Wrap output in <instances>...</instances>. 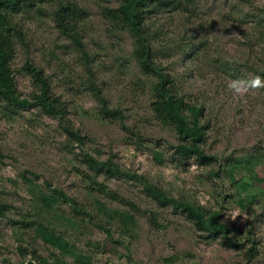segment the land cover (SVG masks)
Here are the masks:
<instances>
[{
    "label": "rangeland",
    "instance_id": "obj_1",
    "mask_svg": "<svg viewBox=\"0 0 264 264\" xmlns=\"http://www.w3.org/2000/svg\"><path fill=\"white\" fill-rule=\"evenodd\" d=\"M141 1L151 10L144 29L155 63L177 96L202 107L198 145L216 160L184 155L179 145L190 138L153 110L157 80L140 69L136 38L118 25L121 0H36L6 12L21 33L12 35L10 67L26 106L0 100V203L8 205L0 264H264V79L245 66L264 62L251 19L264 15V0H180L177 9ZM60 6L76 11L71 30L56 23ZM26 63L42 70L58 114L35 104L40 88ZM94 87L121 116L101 115ZM182 112L192 125V112ZM83 153L123 174L95 176ZM148 186L172 203L158 205ZM215 214L222 229L210 234Z\"/></svg>",
    "mask_w": 264,
    "mask_h": 264
},
{
    "label": "trees",
    "instance_id": "obj_2",
    "mask_svg": "<svg viewBox=\"0 0 264 264\" xmlns=\"http://www.w3.org/2000/svg\"><path fill=\"white\" fill-rule=\"evenodd\" d=\"M246 1L250 3L249 0H237ZM36 0H0V100L6 103V106L10 107H24L26 106L25 100H20L16 94L12 71L10 67L11 60L14 57V45L12 43V35L18 36V39H21L20 30L16 29L14 25H11L10 21L7 18L6 12H20L28 10L32 5H34ZM144 1L141 0H121L119 6L114 9L115 17L119 18V26L121 29L127 28L133 36L136 38L137 46L134 50V56L140 67V69L146 75H152L156 78V82L153 86L155 91V101L152 104L153 110L157 115L163 117L164 120L167 118L175 124V128L178 130L179 134H182V137H188L191 141V146L179 145L180 151L184 155H193L198 163L208 164L216 160L215 155L204 154L202 149L199 147V142H201L203 137V131H201V126L198 122L195 121L198 113H202V107H196L192 104H187L184 102L183 97L177 96L176 87L172 84L168 85L169 77L168 74L164 73L159 65L155 63L154 55L149 39L145 36L144 21L146 15L150 12V9H145ZM161 6H167L169 3L172 8L177 9L181 6L180 0H159ZM163 4V5H162ZM262 12V11H261ZM76 14L74 8L69 6H60L55 13V20L57 25L65 31L71 30L74 25L73 15ZM263 13V12H262ZM254 21L255 30L258 34L257 37L261 39V42H264V15H255L251 17ZM14 31V34H13ZM76 44L81 45L77 40ZM264 44V43H263ZM154 56V57H153ZM229 66H233L232 70L234 71V76H241V71L238 63L231 65V62L228 63ZM246 68L252 70L254 75L264 79V62L261 66L256 64H247ZM24 69L31 75L33 81L40 88V95H35L37 105H40L42 111L45 114L56 115L58 114V109L53 105V102L56 99H52L49 94V87L46 82V78L43 77L41 69L36 68L29 63L24 65ZM240 71V72H239ZM239 73V74H238ZM231 74V75H233ZM100 90L96 87L93 88V95L102 102L100 108V113L103 117H119L121 116L120 112L116 109H109L106 107V102L103 97L100 95ZM57 107V106H56ZM188 109L193 114V123L190 126H187L186 120L182 110ZM63 130L76 141H82L83 137L75 130L63 126ZM264 156V155H263ZM81 162H83L88 169H90L95 176L103 174L105 177H113L122 175V171L110 161H98L90 154H82ZM147 195L151 196L153 200L160 206H166L172 203V200L169 199L163 191L154 188V186H148L146 188ZM8 208V205L5 203H0V215L4 214L5 210ZM183 210L191 218L199 228H204L205 222L202 215L199 213L195 207L191 204L184 202L182 204ZM216 216L209 218V222L213 224L209 230L210 234H216L221 231L222 226L216 223ZM29 264H33L32 260ZM62 264V263H61Z\"/></svg>",
    "mask_w": 264,
    "mask_h": 264
}]
</instances>
